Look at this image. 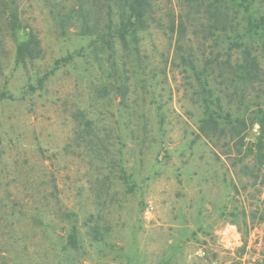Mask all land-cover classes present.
I'll return each mask as SVG.
<instances>
[{
  "label": "rangeland",
  "instance_id": "obj_1",
  "mask_svg": "<svg viewBox=\"0 0 264 264\" xmlns=\"http://www.w3.org/2000/svg\"><path fill=\"white\" fill-rule=\"evenodd\" d=\"M80 6L98 15V0L18 1L42 49L23 65L0 14V264H264L259 126L229 157L199 133L182 1L154 0L137 56L94 50ZM200 23L180 44L207 55ZM252 95L232 108L247 116Z\"/></svg>",
  "mask_w": 264,
  "mask_h": 264
},
{
  "label": "trees",
  "instance_id": "obj_2",
  "mask_svg": "<svg viewBox=\"0 0 264 264\" xmlns=\"http://www.w3.org/2000/svg\"><path fill=\"white\" fill-rule=\"evenodd\" d=\"M18 1L0 0V14H7L5 26L16 43L15 61L23 65L38 59L42 49L34 30L21 24ZM181 1L186 12L178 16L180 36L176 40L175 55L184 72H189L196 82L194 96L200 109L198 131L219 146L221 154L229 157L233 147L239 155L247 125L257 124L258 136L251 154L259 170L264 171V103L260 101L264 95V77L258 56L260 49L264 50V13L261 11L264 0ZM98 2V15L91 22L81 6L78 10L79 28L91 38L93 49L112 54L119 47L127 56H137L140 34L148 31L155 20L154 0ZM200 21L202 32L216 43V50L207 55L201 49L193 51L180 44L187 27L194 28L195 22ZM24 29H27L26 39L19 41L17 32ZM252 93L251 99L255 101L247 116L232 108L236 99L251 102ZM76 235L73 225L67 236L69 246L76 247Z\"/></svg>",
  "mask_w": 264,
  "mask_h": 264
}]
</instances>
